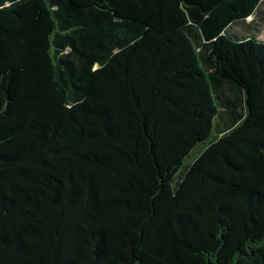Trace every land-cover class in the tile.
Returning <instances> with one entry per match:
<instances>
[{
	"label": "trees",
	"instance_id": "trees-1",
	"mask_svg": "<svg viewBox=\"0 0 264 264\" xmlns=\"http://www.w3.org/2000/svg\"><path fill=\"white\" fill-rule=\"evenodd\" d=\"M261 3L0 0V264H264Z\"/></svg>",
	"mask_w": 264,
	"mask_h": 264
},
{
	"label": "rangeland",
	"instance_id": "rangeland-1",
	"mask_svg": "<svg viewBox=\"0 0 264 264\" xmlns=\"http://www.w3.org/2000/svg\"><path fill=\"white\" fill-rule=\"evenodd\" d=\"M261 10L264 11V0L262 1V4H261ZM262 16H263V12H261V13L259 12L256 17L255 16L251 17L249 19L248 23H246L245 25H237L231 31L234 32V30H235L237 32L245 34V33H247L246 31H248V30H246V25H249V26H251L252 31L257 32L259 34V37L264 39V22H263V19L261 18ZM211 140H209L208 142L201 143L200 146L198 147L199 151H197V152L199 153L202 150H204L205 147H207V145H209ZM198 153H196V154L194 153V158H192V159H190V157H189L187 160V163H191V161L193 159H195V157L198 155Z\"/></svg>",
	"mask_w": 264,
	"mask_h": 264
},
{
	"label": "crops",
	"instance_id": "crops-1",
	"mask_svg": "<svg viewBox=\"0 0 264 264\" xmlns=\"http://www.w3.org/2000/svg\"><path fill=\"white\" fill-rule=\"evenodd\" d=\"M263 1V0H262ZM262 4V3H261ZM258 12H264V11H262L261 10V5H260V8H259V10H258ZM251 17H253V16H251ZM251 17H249L246 21H237V22H235L233 25H232V27L231 28H235V26H237V25H245L246 23H248V21H249V19L251 18ZM246 30H248V31H246L247 33H245V35H250L252 32L254 33V31H252V29H251V26H249V25H246ZM237 32V31H236ZM238 33H240V32H238ZM258 36H259V34L257 33V32H255ZM240 34H242V33H240ZM260 39H262L261 37H259ZM262 40H264V39H262Z\"/></svg>",
	"mask_w": 264,
	"mask_h": 264
}]
</instances>
